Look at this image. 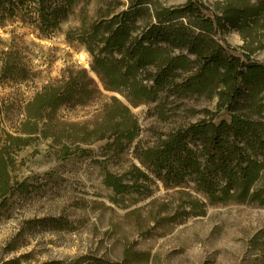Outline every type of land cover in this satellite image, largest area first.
I'll return each mask as SVG.
<instances>
[{"label":"rangeland","instance_id":"rangeland-1","mask_svg":"<svg viewBox=\"0 0 264 264\" xmlns=\"http://www.w3.org/2000/svg\"><path fill=\"white\" fill-rule=\"evenodd\" d=\"M187 1L151 0L142 8H182ZM196 1L216 12L226 4L232 8L243 4ZM129 5L128 0H77L59 31L49 37L37 36L18 18H7L0 26V149H7L12 159L8 172L12 190L0 198V264H264L263 164L248 196L241 197L239 179L226 200L211 201L204 184L213 188L216 198L230 181L212 168L200 142L189 144V155L180 151L171 161H163L160 171L141 162L146 150L161 147L170 134L211 117L218 124L229 122L234 113L246 114L254 125H264V90L257 96V106L246 108L241 95L218 108L217 92L224 86H201L198 72L192 70L175 78L178 94L170 92L173 87L166 88L133 106L122 94L98 84L101 95L95 94L88 105H61L51 122L39 125V133L27 128L23 107L37 91L69 68L89 70L91 55L82 44L67 42L65 33L82 19L86 23L99 19L105 8L111 13L104 19H109L123 14ZM177 21L192 34L204 33L194 17ZM155 23L153 15L135 18L132 36ZM213 39H224L221 45L237 53L253 51L251 61L264 64V50L258 49L264 44V24L243 36L229 28ZM180 52L186 53L174 49L172 54ZM89 75L98 83L92 72ZM188 79L193 90L186 88ZM114 106L122 115L112 116L111 125L121 123L120 129L127 131L131 122L136 123L132 142H127L125 132L112 135L109 126L102 127L104 110ZM101 128L106 130L103 140L98 139ZM257 139L264 143V130ZM255 151L248 149L244 157L261 163L264 150L257 144ZM186 157L194 166H179L178 159ZM226 170L238 177L234 162ZM107 174L126 188L116 193L105 183ZM253 194L258 198H251Z\"/></svg>","mask_w":264,"mask_h":264},{"label":"trees","instance_id":"trees-1","mask_svg":"<svg viewBox=\"0 0 264 264\" xmlns=\"http://www.w3.org/2000/svg\"><path fill=\"white\" fill-rule=\"evenodd\" d=\"M76 1L0 0V26L7 18H18L23 24H29L37 36L49 37L52 33L59 31L60 24L71 14ZM84 1L88 2V0ZM128 1L129 8L123 14L104 19L111 13L110 9L105 8L100 16L98 15L99 19L90 23L82 19L78 27L65 33L66 41L82 44L91 55L92 61L89 70L69 68L67 74H63L54 83L43 86L25 104L23 114L27 116L26 126L32 127V133H39V125L51 122L52 113L59 106L67 103L88 105L95 94L101 95L98 84L107 92L122 94L130 104L136 106L152 99L151 95L159 90L166 88L169 90L173 87L174 89L170 92L174 95L178 94L175 89H180V85L175 83V78L179 76V72L192 70L198 72L199 85L213 84L214 89L218 84L224 86L223 90L217 92L218 108L233 104L241 95L246 108L250 104L257 106L259 101L257 96L264 90V64L251 61L250 55L253 51L237 53V51L228 50L220 43L224 39L216 41L213 37L219 31L225 32L229 28L235 29L243 36L244 32L251 33L262 26L264 2L250 5L247 0H242L243 4L240 6L232 8L230 4H226V6L218 7L219 10L216 12L199 4L196 0H188L182 8H159L153 11L142 8V3L151 0ZM202 11L207 12L208 15H202ZM142 15H153L156 23L140 27L138 34L132 36L130 25L135 18ZM187 15L197 20L195 24H198L204 33L192 34L187 26L179 24L177 19L185 18ZM260 23L263 24L259 25ZM174 49L184 50L186 53L180 52L173 55ZM258 49L264 50V44H260ZM191 56L195 57L194 60L189 58ZM198 60L201 61L200 66H198ZM4 66L8 67V65ZM149 66H153L154 71L149 70ZM90 72L95 75L98 83L89 75ZM141 75L143 76L140 77ZM187 81V90H193L190 87V79ZM245 89L246 91L242 93ZM111 101L116 102V99L112 98ZM240 106L243 107V105ZM119 108L114 106L113 109L110 107L109 110H104L102 127L109 126L112 135L125 132L127 142H132L137 132L134 121L131 122L127 131L120 129L121 123L111 125L112 116L115 118L122 115ZM260 111V109L257 110V113ZM247 116L234 113L229 122L223 120L218 124H215L214 118L211 117L209 121H201L184 130L179 129L170 134L162 142L161 147L146 150L141 162L144 165L152 164L160 171L163 161H171L180 151L189 155V144L198 141L210 156L208 162L212 164V168L216 172L221 171L228 177L226 180L230 181V185L221 189V195L216 198L213 188L208 183L204 184L203 191L209 199L211 201L226 200L229 196L228 192L231 189H237L239 179L243 182L241 197L245 198L248 196L251 185L258 179L260 166L264 165V151L261 163H256L250 156L244 157L248 149L252 150V154H256L257 144L261 150H264V143L257 139L261 130H264V125H254ZM98 131L101 132L98 139H105L106 130L101 128ZM229 136L234 138L233 142H228ZM119 140V136L116 137V141ZM240 141L242 145L239 144ZM6 150L0 149L1 199L12 190L9 189L8 180L12 159ZM67 155L68 153H65V157ZM178 160L181 167L194 166L192 160L187 157L182 161ZM244 161L246 165L242 167ZM232 162L237 169V178L226 170V166ZM105 183L116 193L126 188L121 185L120 179L111 174H107ZM251 198L258 197L253 194Z\"/></svg>","mask_w":264,"mask_h":264}]
</instances>
